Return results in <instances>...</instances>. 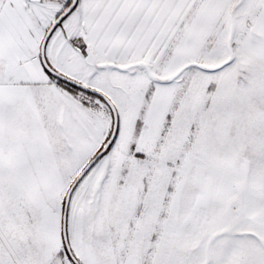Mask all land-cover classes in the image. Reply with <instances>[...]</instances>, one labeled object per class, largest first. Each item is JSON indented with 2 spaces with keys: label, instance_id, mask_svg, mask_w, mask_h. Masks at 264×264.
I'll use <instances>...</instances> for the list:
<instances>
[{
  "label": "snow or ice",
  "instance_id": "6c2138e0",
  "mask_svg": "<svg viewBox=\"0 0 264 264\" xmlns=\"http://www.w3.org/2000/svg\"><path fill=\"white\" fill-rule=\"evenodd\" d=\"M0 264H264V0H0Z\"/></svg>",
  "mask_w": 264,
  "mask_h": 264
}]
</instances>
